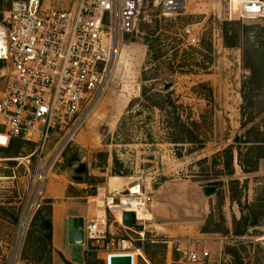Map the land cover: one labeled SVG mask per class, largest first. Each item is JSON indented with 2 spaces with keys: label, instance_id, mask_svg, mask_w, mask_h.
<instances>
[{
  "label": "rangeland",
  "instance_id": "rangeland-1",
  "mask_svg": "<svg viewBox=\"0 0 264 264\" xmlns=\"http://www.w3.org/2000/svg\"><path fill=\"white\" fill-rule=\"evenodd\" d=\"M187 26L198 38L194 46L183 36ZM171 104L183 119L199 121L193 130L200 142H172L190 135L175 136L169 128ZM253 140L264 145V13L241 18L230 0H179L174 16L163 17L144 0L135 28L124 37L110 89L53 165L48 183L55 190L66 184V196L48 199L35 214L19 264L51 263L43 222L50 220L52 202L75 196L81 198L71 202L96 198L88 204L91 218L105 210L110 232L143 247L144 260L134 264H264L262 160L257 171L246 172L264 149H252L257 144L247 142ZM54 142L52 137L48 150ZM33 148L16 139L0 147V240L7 243L25 197L21 157ZM81 164L83 172L76 173ZM115 177L120 187L112 189ZM204 187L215 189L207 196ZM129 192L151 197L133 227L116 221L117 207H110L114 217L106 206L107 198L117 204ZM182 250L209 255L191 263ZM71 251L77 264H106L105 252L86 251L82 262L80 248Z\"/></svg>",
  "mask_w": 264,
  "mask_h": 264
},
{
  "label": "built area",
  "instance_id": "built-area-1",
  "mask_svg": "<svg viewBox=\"0 0 264 264\" xmlns=\"http://www.w3.org/2000/svg\"><path fill=\"white\" fill-rule=\"evenodd\" d=\"M1 1V0H0ZM11 0L0 3V147L12 139L33 143V150L21 157L27 171L25 197L9 242L0 240V264H19L20 248L35 214L47 205L45 189L53 165L74 140L110 89L114 68L120 58L124 37L136 25L144 0ZM179 0H152L163 17H173ZM237 13L259 18L264 9L259 0H245ZM188 45L198 38L192 27L183 30ZM54 144L49 148L51 138ZM18 159V158H17ZM129 203L147 211L149 195L129 192L114 204L117 211ZM87 198V204L94 201ZM109 199L111 202L109 203ZM95 213L83 224L87 252L128 254L132 264L144 260L143 247L132 239L109 231L106 211ZM136 215V212H134ZM136 220H138L136 216ZM139 242L144 241L139 233ZM191 263L209 253L182 250Z\"/></svg>",
  "mask_w": 264,
  "mask_h": 264
},
{
  "label": "crops",
  "instance_id": "crops-1",
  "mask_svg": "<svg viewBox=\"0 0 264 264\" xmlns=\"http://www.w3.org/2000/svg\"><path fill=\"white\" fill-rule=\"evenodd\" d=\"M52 184L54 183L47 182L45 189V196L47 199L55 200L61 196H66V184H62V186L57 190L52 187ZM80 198L81 197L79 196H75L73 198L66 197L65 201L51 203L52 208L50 214V224L53 254L50 264H63L62 262H67L68 264H77L71 255L72 248H80L83 262L85 252L87 251V244L84 240L83 231H70L68 229V219L70 218H81L83 219V224L86 219L91 218L88 204L86 205V203H82L80 201H70L72 199L79 200ZM116 221L122 223L119 218ZM127 229L131 230V228Z\"/></svg>",
  "mask_w": 264,
  "mask_h": 264
},
{
  "label": "trees",
  "instance_id": "trees-1",
  "mask_svg": "<svg viewBox=\"0 0 264 264\" xmlns=\"http://www.w3.org/2000/svg\"><path fill=\"white\" fill-rule=\"evenodd\" d=\"M203 86H205V85L204 84H199L198 85V87H200V88H202ZM169 108L174 109L173 118H170L168 120V126H170L169 128L172 129L175 132L174 135L177 136V134L181 133V132H182V135L185 132H186V134L190 135V138H186L185 137L186 135H185L182 138H175V140H173L172 142L173 143H194V141L200 142L199 141V137L194 134V130H196L198 128V126H199V121L193 120L190 117H186V119H183L182 118V114L176 111V107L173 104H171V106H169ZM16 140L20 141V139H16ZM259 142H262V141L253 140V141H248L247 143H255V144H257V146H254L256 148H252V149H264V145L259 144ZM10 143H11V141H10ZM260 160H262V165H263V168H264V157L260 156L259 158L257 157V159H255V161L253 162V168H250L246 172H255V171H257ZM241 165L244 167V164H241ZM114 174H116V175H124L123 172H120V170H118L116 168H114ZM212 185H214V184H212ZM118 214H119V220H121L122 219V215H121L120 212H118ZM138 216H139V218L141 217L140 214H138ZM43 218H44V216H43ZM253 219H254L253 223H255L256 217L254 216ZM49 225H50V227H49V229L47 231V237L49 239H51V224H50V220H49ZM44 229H45V227H44ZM243 234L244 233H240L239 235H243ZM149 261H150V264H153L151 259H149ZM86 264H104V263L102 261H98V262L95 263V262H91V261L88 260L86 262Z\"/></svg>",
  "mask_w": 264,
  "mask_h": 264
},
{
  "label": "water",
  "instance_id": "water-1",
  "mask_svg": "<svg viewBox=\"0 0 264 264\" xmlns=\"http://www.w3.org/2000/svg\"><path fill=\"white\" fill-rule=\"evenodd\" d=\"M169 87V84L164 85V89L166 90ZM84 170V165L81 164L76 167V173H82ZM82 178H77V181H81ZM214 187H204L203 192L209 196L213 191ZM138 221L136 220V215L134 212H123L122 213V224L127 227H133L138 225ZM43 226L46 230L49 229V220H45L43 222ZM83 228V219L79 218H70L68 219V229L70 231H81ZM142 231V227L139 228ZM106 264H132V258L128 254H119V255H109L106 260Z\"/></svg>",
  "mask_w": 264,
  "mask_h": 264
},
{
  "label": "bare ground",
  "instance_id": "bare-ground-1",
  "mask_svg": "<svg viewBox=\"0 0 264 264\" xmlns=\"http://www.w3.org/2000/svg\"><path fill=\"white\" fill-rule=\"evenodd\" d=\"M244 1L245 0H230V2H231V10L232 11H237L238 8H239V4L244 2ZM109 187L112 188V189L113 188L114 189L119 188L120 187V178H118V177L111 178L110 183H109ZM95 200H96V198L94 199V201ZM110 202H111V200L109 199V203ZM121 203L123 205V208L132 209L134 212H136V216H137V214L144 215V213H145V210H144L143 207H138V205H140V204H137L135 202L129 203L124 197L121 198ZM97 205H98V203H97ZM100 205H101L100 207H102L103 202H101ZM110 207H112V206H110ZM100 213H102V211ZM143 221H145V220H143ZM121 222H122V219H121Z\"/></svg>",
  "mask_w": 264,
  "mask_h": 264
}]
</instances>
